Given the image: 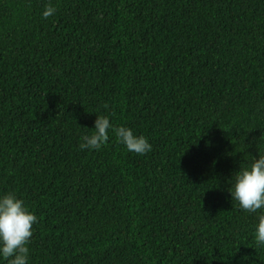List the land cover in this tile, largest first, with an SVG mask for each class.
I'll use <instances>...</instances> for the list:
<instances>
[{
  "label": "trees",
  "instance_id": "trees-1",
  "mask_svg": "<svg viewBox=\"0 0 264 264\" xmlns=\"http://www.w3.org/2000/svg\"><path fill=\"white\" fill-rule=\"evenodd\" d=\"M100 115L151 151L81 150ZM259 155L264 0H0V194L38 218L28 264H264L229 194Z\"/></svg>",
  "mask_w": 264,
  "mask_h": 264
},
{
  "label": "clouds",
  "instance_id": "clouds-1",
  "mask_svg": "<svg viewBox=\"0 0 264 264\" xmlns=\"http://www.w3.org/2000/svg\"><path fill=\"white\" fill-rule=\"evenodd\" d=\"M54 13L55 8L48 6L42 15L47 19ZM110 132L128 152L144 155L152 149L145 136L136 134L125 125H113L105 115L96 116L90 133L81 137L79 148L100 150L109 142ZM230 182L231 200L242 211L256 214L253 237L257 246L264 247V155L240 168L232 175ZM37 222V216L22 198L11 191L0 194V259L7 261V264H28L27 245L33 235V225Z\"/></svg>",
  "mask_w": 264,
  "mask_h": 264
}]
</instances>
